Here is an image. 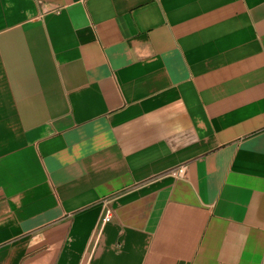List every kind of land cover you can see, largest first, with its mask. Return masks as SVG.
Here are the masks:
<instances>
[{"label":"crops","instance_id":"1","mask_svg":"<svg viewBox=\"0 0 264 264\" xmlns=\"http://www.w3.org/2000/svg\"><path fill=\"white\" fill-rule=\"evenodd\" d=\"M0 264H264V0H0Z\"/></svg>","mask_w":264,"mask_h":264},{"label":"built area","instance_id":"2","mask_svg":"<svg viewBox=\"0 0 264 264\" xmlns=\"http://www.w3.org/2000/svg\"><path fill=\"white\" fill-rule=\"evenodd\" d=\"M185 171V167H180L176 170H173V175L175 176H182L184 174ZM113 217V210L111 208H106V214H105V218L103 220L104 223L110 222L112 220Z\"/></svg>","mask_w":264,"mask_h":264}]
</instances>
